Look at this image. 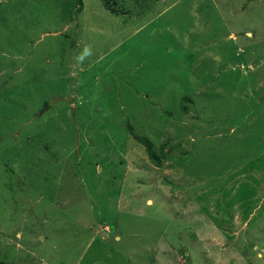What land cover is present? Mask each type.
I'll list each match as a JSON object with an SVG mask.
<instances>
[{"label": "rangeland", "instance_id": "obj_1", "mask_svg": "<svg viewBox=\"0 0 264 264\" xmlns=\"http://www.w3.org/2000/svg\"><path fill=\"white\" fill-rule=\"evenodd\" d=\"M75 1L0 0V260L264 264V0Z\"/></svg>", "mask_w": 264, "mask_h": 264}, {"label": "trees", "instance_id": "obj_2", "mask_svg": "<svg viewBox=\"0 0 264 264\" xmlns=\"http://www.w3.org/2000/svg\"><path fill=\"white\" fill-rule=\"evenodd\" d=\"M76 7H75V12H79L81 9V0H76ZM106 9L113 11L110 9V7H107L106 5L104 6ZM186 98V97H184ZM188 99V97H187ZM180 108L183 112L186 111V106L184 104L180 105ZM126 129L132 134V137L139 142L142 146H143V150L147 156V159L149 160V162H151L154 166H160L162 161L164 159H166L167 153L164 152L161 148L158 149L157 151H155V149L152 146V143L149 139H147L146 137L143 136H138L135 135L134 133H132V130L130 128V126L126 123ZM0 264H11L8 262H3L2 260H0Z\"/></svg>", "mask_w": 264, "mask_h": 264}, {"label": "clouds", "instance_id": "obj_3", "mask_svg": "<svg viewBox=\"0 0 264 264\" xmlns=\"http://www.w3.org/2000/svg\"><path fill=\"white\" fill-rule=\"evenodd\" d=\"M87 51H90V49H86V52H87Z\"/></svg>", "mask_w": 264, "mask_h": 264}]
</instances>
